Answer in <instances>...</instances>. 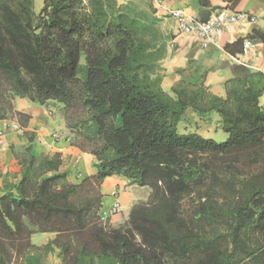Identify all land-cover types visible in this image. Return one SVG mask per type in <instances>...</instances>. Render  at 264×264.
Segmentation results:
<instances>
[{
    "label": "trees",
    "instance_id": "trees-1",
    "mask_svg": "<svg viewBox=\"0 0 264 264\" xmlns=\"http://www.w3.org/2000/svg\"><path fill=\"white\" fill-rule=\"evenodd\" d=\"M143 0H0V120L13 101L58 106L71 145L95 173L71 183L59 154L12 148L0 175V264H264V74L234 69L223 97L201 81L161 88V19ZM264 44V32L250 36ZM211 114L216 143L181 134ZM149 190L117 227L101 185ZM35 234L52 239L37 246Z\"/></svg>",
    "mask_w": 264,
    "mask_h": 264
},
{
    "label": "crops",
    "instance_id": "crops-1",
    "mask_svg": "<svg viewBox=\"0 0 264 264\" xmlns=\"http://www.w3.org/2000/svg\"><path fill=\"white\" fill-rule=\"evenodd\" d=\"M125 1L128 0H121V2ZM149 1L156 10V15L161 19L160 29L167 38L166 54L160 61L161 88L164 92L170 93L172 86L178 82L202 81L213 95L223 97L224 84L233 77L235 68L244 67L264 74V44L250 38L255 31L264 32V0ZM174 10H181L188 19L198 21H206L213 14L223 10L238 11L252 16L253 21L239 22L225 31L217 43L205 44L194 35L177 31L174 21L169 16L170 11ZM246 40L251 41L253 47L248 54L243 55L242 45ZM260 103L264 107V96L260 99ZM13 110L16 113L13 120H0V132L4 133L3 144L0 146L1 176L18 171L12 148L29 145L28 135H32L37 140L33 144L35 153L60 155L63 161L60 170L67 173L69 182L78 183L95 173L93 156L82 153L71 145V136L58 109L54 110L49 105H41L28 99L16 98L13 101ZM215 115L213 113L210 117L218 128V117ZM187 118L188 122H186ZM186 119L178 123L179 133H193L190 130L194 126L197 130L195 133L210 139V136L204 133L203 121L192 113L188 114ZM14 125L19 130L13 128ZM55 132L58 134L57 138L52 136ZM115 190H118L116 197L113 196ZM101 193L103 198L99 215L103 221L117 227L121 224L115 219L117 215L111 216L109 212L117 201L121 210L127 209L129 212L136 203L133 190L128 187V181L112 176L103 181ZM52 238V235L48 236L40 245ZM49 261L58 263L55 257H50Z\"/></svg>",
    "mask_w": 264,
    "mask_h": 264
},
{
    "label": "built area",
    "instance_id": "built-area-1",
    "mask_svg": "<svg viewBox=\"0 0 264 264\" xmlns=\"http://www.w3.org/2000/svg\"><path fill=\"white\" fill-rule=\"evenodd\" d=\"M170 18L174 21L176 29L179 33L194 35L201 41L206 43H217L222 35L231 26L242 22L244 20L253 21V17L243 12L223 10L210 16L206 21H198L196 19H188L181 10L170 11ZM253 45L251 41L246 40L242 45V54L246 55L250 52ZM16 130H19L15 125ZM3 131L0 132V146L3 144ZM54 138L58 137L55 132L52 135ZM113 193V196H116ZM119 204H114L111 208V214L115 215L119 212Z\"/></svg>",
    "mask_w": 264,
    "mask_h": 264
},
{
    "label": "rangeland",
    "instance_id": "rangeland-1",
    "mask_svg": "<svg viewBox=\"0 0 264 264\" xmlns=\"http://www.w3.org/2000/svg\"><path fill=\"white\" fill-rule=\"evenodd\" d=\"M121 2V0H119ZM149 0H143V3L148 2ZM41 6V0H35V9L38 10ZM163 23V20H162ZM50 108L57 110L58 106H56L53 103L49 104ZM216 116V115H215ZM189 119H186V122H188ZM204 124V133L208 136H210V139L213 140L216 143H222L224 141H226L227 135L225 133H223L220 129H218L216 127V123L213 121V119L210 117L208 120L203 121ZM193 129V130H192ZM190 131L191 132H197V130L195 129V127L193 126ZM128 187L130 189L133 190V195L136 197V200L134 202L138 203L141 201H145L148 198L149 195V190L146 188H139L133 185H129ZM135 187V188H132ZM113 193H116L118 195V190H115ZM116 197V196H114ZM118 197V196H117ZM135 203V204H136ZM117 204H119V202L117 201ZM119 206V212L116 213L115 215H117L115 217L116 221L120 222L121 224L126 220L127 216H128V211L127 209L121 210V206L120 204ZM128 207V206H127ZM111 210L109 212V215L112 216L111 214ZM48 236H51L50 234H35L31 237V241L34 245H40L42 242H44L45 238H47Z\"/></svg>",
    "mask_w": 264,
    "mask_h": 264
}]
</instances>
